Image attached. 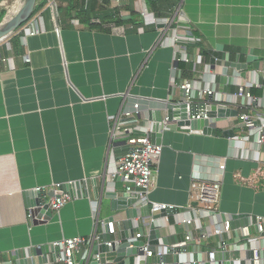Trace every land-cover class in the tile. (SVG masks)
I'll use <instances>...</instances> for the list:
<instances>
[{"label": "crops", "instance_id": "1", "mask_svg": "<svg viewBox=\"0 0 264 264\" xmlns=\"http://www.w3.org/2000/svg\"><path fill=\"white\" fill-rule=\"evenodd\" d=\"M171 1L176 2L173 11L159 18L147 0H123L122 6L131 9L122 16L136 13L138 27L111 26L110 32L82 24L73 14L70 21L63 17L57 33L49 12L42 9L43 32L29 36L18 30L0 43V264H23L30 249L76 237L89 240L102 232L111 216L108 204L99 198L104 186L129 197L121 178L113 176L116 162L128 151L127 136L113 137L111 131L134 104H140L147 120L149 111L159 110L163 102L184 100L182 92L174 94L172 88L173 80H187L180 68L183 54L193 63L201 57L193 78L203 88L215 86L222 98L235 94L239 84L263 78L264 0ZM59 5L66 6L61 1ZM145 9L159 22L142 18L139 14ZM165 20H174L167 32ZM211 50L240 64L241 70L210 69ZM223 77L227 84L221 82ZM259 85L252 88L263 93L255 97V114L264 119V86ZM212 125L215 137L180 133L169 125L150 195L155 204L196 217L192 210L200 206L194 201L193 183L222 178L217 214H200L201 228L178 224L176 212L159 224L165 229L163 236H185L190 230L197 239L208 233L198 253L202 264H211L208 248L216 252L215 261H225L222 242H227L231 259L246 256L236 248L248 244L241 231L215 236V223L233 215L264 218V154L259 162L253 160V138L242 142L247 132L237 118L212 120ZM226 131H233L234 137L226 138ZM222 163L224 171L219 169ZM67 183H80L82 198L53 212L48 224L33 226L27 193L53 191ZM250 230L256 235L253 227ZM135 233L141 234L138 228ZM141 240L148 241L147 232Z\"/></svg>", "mask_w": 264, "mask_h": 264}, {"label": "water", "instance_id": "2", "mask_svg": "<svg viewBox=\"0 0 264 264\" xmlns=\"http://www.w3.org/2000/svg\"><path fill=\"white\" fill-rule=\"evenodd\" d=\"M37 4L38 0H23L16 13L10 19L6 17L2 21L0 43L8 40L33 18ZM209 55L211 56L210 69L224 66L241 70L240 64L227 62L224 54L220 58L217 51L211 50ZM221 82L227 84V78L223 77ZM259 83L264 86L263 78L259 79ZM224 91L227 94V91ZM238 114V111L225 104H217L214 102L213 96H208L193 102L185 100L177 103L163 102L159 110L149 111L147 120L152 124L151 139L153 144L161 147L164 134L170 124H174L177 132L180 133H202L205 136L215 137L216 129L212 125V120L237 118ZM224 136L226 138L234 137L233 131L224 132ZM126 147L127 150H130L129 146ZM64 195H68L71 200L82 198L81 184L67 183L53 191L37 189L28 192L27 204L31 224L40 226L52 221L54 213L49 207V202L51 199H58ZM99 198L101 204L103 202L108 204L111 216L104 221L102 232H95L85 257H80L76 264H138V258L144 255V247H147L148 252L153 253V257L146 258L143 264H202L199 260L191 259L192 246L172 248L183 243L184 236H163L165 229L160 226V223L175 212L177 213L178 208L168 207L159 214L152 215L151 206L144 204L141 197L122 196L118 192L108 190L106 185L102 194H99ZM225 221L230 222L232 230H240L248 227L249 216H225ZM110 223L114 224V233H111ZM137 228L142 235L147 232V242L136 240L135 229ZM261 239L264 240V234ZM159 248H166V254L158 255ZM207 252L211 253L212 249L208 248ZM224 252H226L225 261L211 264H255L256 261L264 260V242L259 244L256 253L257 259H255L254 251L251 248L246 251L245 257H239L238 262L234 258H230L228 251ZM27 253L28 257L23 264H59L57 257L61 253V248L55 244H46L30 249ZM170 258L172 262H169Z\"/></svg>", "mask_w": 264, "mask_h": 264}, {"label": "built area", "instance_id": "3", "mask_svg": "<svg viewBox=\"0 0 264 264\" xmlns=\"http://www.w3.org/2000/svg\"><path fill=\"white\" fill-rule=\"evenodd\" d=\"M60 0H47L43 12H49L51 20L54 24L55 31L60 33L61 27V14H60ZM178 2H183L184 0H176ZM111 6L113 8L120 7L123 4V0H112ZM2 3V2H1ZM180 9L178 10V13ZM122 15V14H121ZM142 18H151L153 23H158V18L153 14H149L145 9L140 11L139 14ZM123 19L128 20L130 16H122ZM174 20L163 21L164 32H167ZM43 17L42 12L37 13L34 21L29 25L22 27L19 30V34L36 36L43 32ZM26 63H30V58L28 56L24 57ZM181 61L186 64H191L189 56L183 54ZM201 63V57H198L194 64V74L196 73V65ZM264 79V75H263ZM258 81L249 80L246 84H239L237 92L233 95H226L221 97V93H217L214 87L203 88L200 80L198 78H193L191 80H184L180 84H177L173 80L172 88L174 94L178 91L182 92L184 100L187 102L198 101L203 99V97L213 96L214 102L217 104H225L228 107L233 106L234 108L245 110L238 114V123L246 130L247 136L242 139V142H249L253 138L254 150L252 158L255 161H260L262 154H264V119L260 118L255 114V97L250 93V90L254 86H260ZM152 124L148 120L144 119L141 112L140 104H134L132 108L124 111L115 123L111 135L114 137L117 134L126 135V144L130 147L128 150L115 164V170L113 176H119L123 182L126 194L129 197H141L142 201L146 205L151 206L152 215L159 214L162 210L166 208L173 209L172 206L155 204L150 200V195L155 189V166L159 162L162 155V147L153 144L151 139V129ZM262 149V150H261ZM225 164H220L219 169L221 171L225 170ZM194 192V201L199 204L200 207L193 209L196 217H192L190 213L188 215L176 213L178 224L184 225L187 228L196 227L201 228L199 216L205 215L210 218H214L217 214V205L221 198L222 190V178L219 177L214 180H200L193 183L192 186ZM71 201L68 195H64L58 199H53L49 202L50 209L59 213L69 202ZM167 220V219H166ZM250 227H253L256 231V235L251 233ZM111 233H114V224L110 223ZM232 228L229 221H225L222 224L215 223L214 229L211 232L215 236L230 235L232 233ZM241 235L244 241L248 242L236 246L237 250L247 251L251 248L254 251V257H256L257 249H259V239L264 234V218L257 216L249 220V225L246 228L240 229ZM142 234L136 235V240H141ZM208 233H202L199 238H195L191 231L189 230L184 236V242L175 245L172 248H184L187 246H192L193 252L191 254V259L193 261L199 260V252L201 250L202 243L207 239ZM92 243L91 239H84L81 237H76L72 239H65L60 243L55 244L61 248V253L57 257V262L59 264H76V256L81 255L85 257V254ZM194 248L198 252L194 251ZM221 249L223 251L227 250V242H222ZM158 255L166 254V248H159ZM144 255L138 258V264H143L146 258H152L153 253L148 252L147 247L143 248ZM216 252L212 250L208 253V258L211 263H215ZM197 258V259H196ZM238 262L239 258H234ZM264 260L256 261L255 264H262Z\"/></svg>", "mask_w": 264, "mask_h": 264}, {"label": "trees", "instance_id": "4", "mask_svg": "<svg viewBox=\"0 0 264 264\" xmlns=\"http://www.w3.org/2000/svg\"><path fill=\"white\" fill-rule=\"evenodd\" d=\"M5 0H0V3ZM62 3H65V7L62 5L60 6V16L61 22L64 18L70 21L73 18V14L76 15V18L82 24H88L91 27H99L105 30L106 32H110L112 27L116 28L123 27L125 25H132L134 28H137L138 21L135 19L138 17L136 13L133 11L130 12V18L128 20L123 19L121 13L126 9H131V7H115L111 6L112 0H60ZM47 0H38L37 8L35 14L41 11L45 5ZM149 8L152 13L155 14L156 17H162L163 14L167 11H173V8L176 2H172L171 0H147ZM128 11V10H127ZM5 12L2 10L0 11V18H4ZM64 17V18H63ZM0 21H3L1 20ZM1 23V22H0ZM64 23V22H63ZM98 23V24H95ZM190 53L188 48L187 50ZM203 56H207V52L201 51ZM180 68L182 69L185 77L187 80L193 79V69L191 64L180 63ZM250 93L254 97H262L263 93L259 92L256 89H251ZM245 110H241L240 113L244 112Z\"/></svg>", "mask_w": 264, "mask_h": 264}, {"label": "rangeland", "instance_id": "5", "mask_svg": "<svg viewBox=\"0 0 264 264\" xmlns=\"http://www.w3.org/2000/svg\"><path fill=\"white\" fill-rule=\"evenodd\" d=\"M3 2H4V4H3ZM3 2H2V4L0 3V11L2 10L3 12H5V14H4L3 19L0 18L1 20H4L6 17H8V19H9V17L12 15V11L13 10L17 11L18 8L22 5L23 0H5ZM0 22L2 23V21H0Z\"/></svg>", "mask_w": 264, "mask_h": 264}, {"label": "bare ground", "instance_id": "6", "mask_svg": "<svg viewBox=\"0 0 264 264\" xmlns=\"http://www.w3.org/2000/svg\"><path fill=\"white\" fill-rule=\"evenodd\" d=\"M2 4V3H1ZM3 4H4V2H3ZM9 7V6H8ZM14 7V6H13ZM16 7V6H15ZM16 13V10H13L12 11V15L9 17V19L14 15Z\"/></svg>", "mask_w": 264, "mask_h": 264}]
</instances>
